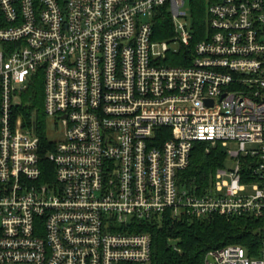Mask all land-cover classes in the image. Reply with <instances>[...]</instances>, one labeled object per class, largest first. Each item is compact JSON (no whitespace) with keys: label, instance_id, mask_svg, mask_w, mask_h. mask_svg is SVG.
Segmentation results:
<instances>
[{"label":"built area","instance_id":"built-area-1","mask_svg":"<svg viewBox=\"0 0 264 264\" xmlns=\"http://www.w3.org/2000/svg\"><path fill=\"white\" fill-rule=\"evenodd\" d=\"M205 4L193 42L191 0H0V264H148L136 230L167 212L262 218L258 257L203 264H264V0ZM33 78L49 148L20 114ZM198 142L237 145L202 194L180 182Z\"/></svg>","mask_w":264,"mask_h":264},{"label":"trees","instance_id":"trees-1","mask_svg":"<svg viewBox=\"0 0 264 264\" xmlns=\"http://www.w3.org/2000/svg\"><path fill=\"white\" fill-rule=\"evenodd\" d=\"M190 13L193 29L198 32L193 42H198L203 38L201 32H204L207 24L205 0H191ZM167 22L169 18L163 12L154 18V37L157 40H166L171 35ZM186 52L182 50L181 54ZM179 57L171 64L188 65L189 62H180ZM19 109L30 124L34 120L42 147L49 148L45 132L43 87L39 79L33 78L22 92ZM225 161L226 152L220 144L210 146L207 142H198L193 148L188 167L180 174V182L191 192L195 190L197 194H202L211 186L215 171L223 167ZM45 166L51 168L47 162ZM262 225V218L248 214L233 217L213 214L200 219L179 216L174 219L167 212L160 220L154 219L140 225L136 232L151 235L152 251L148 264H203L208 252L227 245H238L248 257H258Z\"/></svg>","mask_w":264,"mask_h":264},{"label":"rangeland","instance_id":"rangeland-1","mask_svg":"<svg viewBox=\"0 0 264 264\" xmlns=\"http://www.w3.org/2000/svg\"><path fill=\"white\" fill-rule=\"evenodd\" d=\"M175 47H178V46H175ZM44 120L46 123L50 124L51 123V120H47L46 121V118L44 116ZM49 137L50 138H53V135L49 132ZM210 146H213L211 144H209ZM215 146V145H214ZM221 148L224 150V152H229V151H234L237 149V145L235 143H228L226 146H221ZM234 166V163L232 161H230L229 157H227L226 155V161H225V164H224V167L225 168H232Z\"/></svg>","mask_w":264,"mask_h":264}]
</instances>
